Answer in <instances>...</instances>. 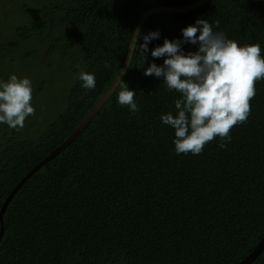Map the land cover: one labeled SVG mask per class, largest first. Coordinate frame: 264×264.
<instances>
[{"label":"trees","instance_id":"1","mask_svg":"<svg viewBox=\"0 0 264 264\" xmlns=\"http://www.w3.org/2000/svg\"><path fill=\"white\" fill-rule=\"evenodd\" d=\"M194 1L0 0V70L19 61L36 63L38 73L35 115L23 128L0 125V208L110 86L141 14ZM8 8L23 15L6 19ZM197 18L218 21L214 30L238 45L259 44L264 56V0H208L152 14L141 31H159L151 49L181 38ZM138 49L121 79L136 91L139 111L116 102L117 86L82 132L22 184L3 214L0 264H237L263 238L264 79L226 148L216 138L199 155H177L174 130L160 116L175 112L179 93L143 75L163 58L146 53L138 67ZM81 71L95 74L94 90L81 87ZM249 264H264V247Z\"/></svg>","mask_w":264,"mask_h":264},{"label":"clouds","instance_id":"2","mask_svg":"<svg viewBox=\"0 0 264 264\" xmlns=\"http://www.w3.org/2000/svg\"><path fill=\"white\" fill-rule=\"evenodd\" d=\"M219 26L206 19L197 18L194 24L180 29L181 38L163 39L162 44L149 49L148 45L160 38L159 31L147 34L137 29L131 36L130 50L139 45V67L145 54L152 58H163L157 65L149 61L142 68L145 76L160 79L167 91L179 93L174 101L175 112L161 114L163 125L174 130V150L177 155H199L204 146L219 138V147L226 148L231 142L230 130L248 118L249 101L255 95V83L264 79V56L259 44L238 45L223 32L215 31ZM183 44L196 46L195 51H185ZM77 79L81 87L94 90V73L81 71ZM119 87L116 102L126 106L130 114L139 111L134 97L117 75L115 87ZM32 81L26 77L9 74L7 80L0 79V125L9 129L24 127L25 120L35 115L32 101Z\"/></svg>","mask_w":264,"mask_h":264},{"label":"water","instance_id":"3","mask_svg":"<svg viewBox=\"0 0 264 264\" xmlns=\"http://www.w3.org/2000/svg\"><path fill=\"white\" fill-rule=\"evenodd\" d=\"M207 1L208 0H196L192 3L184 5V6H161V7L150 8L141 14L139 21H138V23H137V25L133 31V34L135 33V31L137 29L141 30L145 20L152 14L162 13V12H174V13H176V12L190 11V10L197 8L198 6L202 5L203 3L207 2ZM130 46H132L131 40H130V43H129V46L127 49V53H126L124 62H123L122 66H121V68L117 74L120 78H122L124 73L126 72L127 67L129 65L130 60H131L132 55H133V51H134L135 46L133 47V51L130 50ZM115 79H116V77L114 78V80L112 81L110 86L106 89V91L100 96V98L97 100L95 105L90 109V111L87 113V115L84 117V119L75 128V130L66 138V140H64L59 146H57L47 156H45L41 161H39L32 169H30L22 177V179L14 186V188H12V190L7 195V197L5 198V200L2 203L1 208H0V240L2 238L3 230H4L3 214L7 208V205L9 204V202L11 201V199L13 198L15 193L19 190V188L22 186V184L32 174H34L41 166H43L44 164L49 162L51 159H53L55 156H57L62 150H64L82 132V130L89 124V122L93 119V117L98 113V111L104 105L106 100L109 98V96L113 93V91L117 87V86L115 87ZM263 247H264V236L258 242L256 247L244 259H242L237 264H249V263H251L256 258V256L261 252Z\"/></svg>","mask_w":264,"mask_h":264},{"label":"rangeland","instance_id":"4","mask_svg":"<svg viewBox=\"0 0 264 264\" xmlns=\"http://www.w3.org/2000/svg\"><path fill=\"white\" fill-rule=\"evenodd\" d=\"M7 4H9V2L7 1ZM34 5H30V7H32ZM11 11V15H7L6 19L10 18L12 16H14L15 14H17V16L19 15H23V13H19V11H15L14 9L12 10L11 8H8ZM27 9V8H26ZM31 10V9H30ZM32 11H30L31 13ZM15 13V14H14ZM7 32V31H6ZM24 62V61H23ZM8 61L5 63V67H2L0 70V76L5 77L8 76V71L11 74H16L18 77H22V76H26L28 77L31 81L37 80L38 78V73L35 71V66L37 65L36 63H24L21 64L19 61H13L12 63H8ZM15 64V65H13Z\"/></svg>","mask_w":264,"mask_h":264}]
</instances>
